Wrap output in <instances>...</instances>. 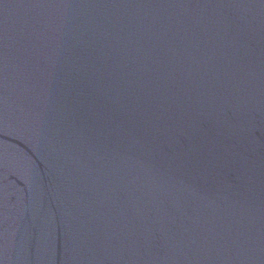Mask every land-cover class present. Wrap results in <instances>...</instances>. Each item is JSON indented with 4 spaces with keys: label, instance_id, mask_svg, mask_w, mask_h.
I'll list each match as a JSON object with an SVG mask.
<instances>
[{
    "label": "water",
    "instance_id": "95a60500",
    "mask_svg": "<svg viewBox=\"0 0 264 264\" xmlns=\"http://www.w3.org/2000/svg\"><path fill=\"white\" fill-rule=\"evenodd\" d=\"M0 264H264V0H0Z\"/></svg>",
    "mask_w": 264,
    "mask_h": 264
}]
</instances>
